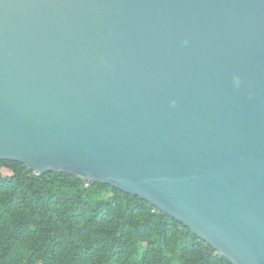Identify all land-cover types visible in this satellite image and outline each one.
Wrapping results in <instances>:
<instances>
[{
	"label": "water",
	"instance_id": "water-1",
	"mask_svg": "<svg viewBox=\"0 0 264 264\" xmlns=\"http://www.w3.org/2000/svg\"><path fill=\"white\" fill-rule=\"evenodd\" d=\"M0 160L264 264V0H0Z\"/></svg>",
	"mask_w": 264,
	"mask_h": 264
},
{
	"label": "trees",
	"instance_id": "trees-1",
	"mask_svg": "<svg viewBox=\"0 0 264 264\" xmlns=\"http://www.w3.org/2000/svg\"><path fill=\"white\" fill-rule=\"evenodd\" d=\"M0 264L232 263L137 195L0 160Z\"/></svg>",
	"mask_w": 264,
	"mask_h": 264
},
{
	"label": "rangeland",
	"instance_id": "rangeland-1",
	"mask_svg": "<svg viewBox=\"0 0 264 264\" xmlns=\"http://www.w3.org/2000/svg\"><path fill=\"white\" fill-rule=\"evenodd\" d=\"M6 173V172H5Z\"/></svg>",
	"mask_w": 264,
	"mask_h": 264
}]
</instances>
